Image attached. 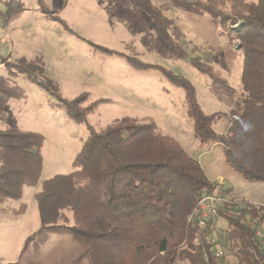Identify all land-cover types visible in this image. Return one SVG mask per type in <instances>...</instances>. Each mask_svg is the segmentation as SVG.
<instances>
[{
	"label": "trees",
	"instance_id": "obj_1",
	"mask_svg": "<svg viewBox=\"0 0 264 264\" xmlns=\"http://www.w3.org/2000/svg\"><path fill=\"white\" fill-rule=\"evenodd\" d=\"M36 1L43 14L65 26L42 0ZM171 1L207 14L219 22L220 36L231 43L239 42L237 50L244 56L242 91L227 118L228 131H215L219 116L203 112L190 81L163 67H153L184 90L187 113L199 143L222 145L225 161L234 171L245 180L264 184V0ZM67 2L63 0V7ZM135 2L153 19L157 32L184 56L168 34L171 22L161 9L152 0ZM24 10L22 3H6V11H0L1 22L7 24ZM236 24H240L238 29H229ZM123 57L136 68H152ZM0 63L7 72L0 77V120L8 119L11 100L26 99V91L16 81L21 76L59 95L58 84L45 76L44 66L24 58L14 63L0 57ZM192 63L203 70L195 60ZM88 99V93L72 100L59 96V105L72 121L84 125L98 104L86 105ZM88 129L72 171L44 181L36 194L41 231L69 232L86 248L91 264H206L204 251L210 257L209 264H224L226 258H234L235 264H257L258 244L246 221L264 222V205L244 197L231 199L219 213L227 222L226 229L218 230L217 220L202 228L190 222V217L199 199L214 190V183L199 161L175 139L161 133L154 120L124 117L101 130ZM44 144L40 133L0 127V205L20 201L25 187L38 186ZM25 209L23 205L19 212ZM212 236L224 249L223 259L213 255L209 243Z\"/></svg>",
	"mask_w": 264,
	"mask_h": 264
},
{
	"label": "rangeland",
	"instance_id": "obj_2",
	"mask_svg": "<svg viewBox=\"0 0 264 264\" xmlns=\"http://www.w3.org/2000/svg\"><path fill=\"white\" fill-rule=\"evenodd\" d=\"M10 1L0 0V11H6V3ZM13 1L22 3L25 10L10 21V27L0 25V54L14 63L24 58L44 66L45 76L60 89L57 95L24 76L19 77L16 81L26 91V99L11 100L7 107L8 119L0 120L3 128H20L44 136L45 168L41 183L56 174L67 175L72 171L76 153L89 135L88 126L101 130L124 117H150L161 133L183 143L185 151L201 163L211 181L222 177L232 196H243L255 205L264 203V184L245 180L234 171L225 161L222 145H202L194 137L185 92L180 86L172 84L160 70L129 74L132 69L124 59L109 56L95 47L126 53L190 81L198 90L204 112L218 114L215 131L225 134L229 127L227 118L242 91L244 56L242 51H236L234 45L238 41L231 43L218 35L219 22L195 8L182 7L170 0H152L171 22L168 34L184 53L179 56L156 33L152 18L142 11L141 17H137L126 8V2L69 0L63 7L62 0H42L65 23L63 26L43 14L36 0ZM192 60L203 66V70ZM6 75V68L0 63V77ZM38 78L42 81L40 75ZM125 80L136 81L138 87L147 86V90L128 97L122 89ZM83 93L90 94L86 105L97 101L98 104L96 111L88 116V123L79 125L60 107L59 96L72 100ZM40 189L26 188L21 201H10L16 208L25 204L26 217L0 219V264L41 262L43 254L56 250L54 243L52 250L44 249L48 243L44 237L47 231L23 234L26 220H39L35 194ZM226 226V221H219V229L224 230ZM81 250L80 263L91 264L86 248Z\"/></svg>",
	"mask_w": 264,
	"mask_h": 264
},
{
	"label": "crops",
	"instance_id": "obj_3",
	"mask_svg": "<svg viewBox=\"0 0 264 264\" xmlns=\"http://www.w3.org/2000/svg\"><path fill=\"white\" fill-rule=\"evenodd\" d=\"M63 1V0H62ZM69 1V0H68ZM117 1H119V2H126V8H128V9H130L131 10V12H134L135 13V15L137 16V17H141V9L139 8V6L137 5V3L135 2V0H117ZM171 1V0H170ZM154 4V3H153ZM157 7V6H156ZM49 9V8H48ZM63 9V8H62ZM123 10H125V8H123ZM23 12V11H22ZM22 12H20V13H22ZM51 12V11H50ZM142 12H144V11H142ZM20 13H18V14H20ZM145 13V12H144ZM18 14H16V15H14L9 21H8V23L7 24H5V25H3V27H5V28H8V27H10V21L15 17V16H17ZM146 14V13H145ZM148 15V14H147ZM149 16V15H148ZM49 17V16H48ZM49 19H51L50 17H49ZM152 21H153V19H152ZM215 22H218V21H216L215 20ZM153 24H154V21L152 22ZM1 24H3L2 22H0V25ZM148 24V23H147ZM219 24V23H218ZM145 27V26H144ZM154 28H155V31H156V33L161 37V38H163L158 32H157V30H156V27H155V24H154ZM145 30V28H143V30L142 31H144ZM220 31V30H219ZM218 35H220L219 33H218ZM220 37H222V36H220ZM222 38H226V37H222ZM164 39V38H163ZM228 39V38H227ZM165 40V39H164ZM229 40V39H228ZM166 41V40H165ZM168 45H170V44H168ZM235 46V45H234ZM104 48V47H103ZM106 49V48H105ZM175 49V48H174ZM235 49V48H234ZM108 50V49H107ZM176 50V49H175ZM110 51H112V52H114L115 54H109V53H106V52H104L105 54H107V55H109V56H117V57H119V58H121V59H124L127 63H126V65L128 66V68L129 69H132L131 71L132 72H130L129 74H132V73H137L138 75H140V73L141 72H145L146 70H158L157 68H155V67H153V66H159V65H154V64H151V63H144V64H147V65H149V66H151L152 68H136V67H134V66H132L128 61H127V59L125 58V57H123V55L124 56H127V57H129V58H135V57H132V56H129V55H127L126 53H122V52H119V51H116V50H110ZM236 51H237V49H236ZM103 52V51H102ZM116 53H119L120 55H117ZM180 56V55H179ZM0 57H2V58H5L6 60H8V61H10L11 62V60H10V58L8 57L7 58V56H4V55H2V54H0ZM135 59H137V58H135ZM139 60V59H138ZM140 61V60H139ZM140 62H142V61H140ZM122 63V62H121ZM124 64V63H123ZM122 65V64H121ZM160 67H162V66H160ZM171 82V81H170ZM172 84H174V83H172ZM175 85V84H174ZM193 85V84H192ZM195 88V87H194ZM122 89H123V91H124V93H126L127 94V96L128 97H130L131 96V93H137L138 91H142V90H144V91H146L147 90V86H142V85H140L139 87L137 86V82L136 81H133V80H129V81H124V87H122ZM167 91V90H166ZM195 91H196V95H197V99H198V101H199V104H200V106H201V108H202V110H203V112H204V109H203V107H202V104L200 103V100H199V95H198V90L195 88ZM125 94V95H126ZM89 97H90V94H89ZM10 103V102H9ZM185 103H186V101H185ZM9 105V104H8ZM186 108H187V105H186ZM235 108V107H234ZM233 108V109H234ZM232 109V110H233ZM231 110V111H232ZM205 113V112H204ZM231 113V112H230ZM206 114V113H205ZM215 114V113H214ZM208 115H210V114H208ZM133 118H136V117H133ZM145 118H150V117H145ZM140 119H142V118H140ZM227 121H228V119H227ZM1 127V126H0ZM1 128H3V127H1ZM3 129H5V128H3ZM20 129V128H19ZM22 130H25V129H22ZM193 130V129H192ZM26 131H29V130H26ZM219 134V133H218ZM193 135H194V133H193ZM168 136H170V135H168ZM170 137H172V136H170ZM195 137V136H194ZM173 139H175L183 148H184V145H183V143L180 141V140H178V139H176V138H174V137H172ZM46 141V140H45ZM83 144V143H82ZM215 145H219L218 143H215V144H212V146H215ZM82 147V146H81ZM80 150V149H79ZM79 152V151H78ZM77 152V153H78ZM187 152V151H186ZM77 153H76V155H77ZM200 163V162H199ZM200 165H201V163H200ZM201 167H202V165H201ZM44 168H45V166H43V171H44ZM203 168V167H202ZM204 170V169H203ZM205 172V171H204ZM205 174H206V172H205ZM57 175V174H56ZM55 175V176H56ZM206 176H207V174H206ZM54 177V176H53ZM52 178V177H51ZM207 178H208V176H207ZM209 179V178H208ZM210 180V179H209ZM224 180V181H223ZM211 181V180H210ZM212 183H217V184H220V185H222V188H223V190L224 191H227V195L228 196H231L232 198H242L243 196H240V197H236V196H232V191H231V189H230V187H228V185L225 183V179H223L222 177H217V180L216 181H211ZM43 183V182H42ZM42 183H41V180H40V183L38 184V186H36V187H34V188H38V187H40L41 189H42ZM26 188H29V187H25L24 188V192H23V197H24V194H25V190H26ZM41 189H40V191H41ZM40 191H37V193L38 192H40ZM36 193V194H37ZM36 194H35V197H36ZM23 197H22V199H23ZM21 199V200H22ZM20 200V201H21ZM261 205H264V203H260ZM23 205H25V204H22V205H20V207L19 208H16V207H14L12 204H11V202L10 201H8V202H6V203H4V204H1L0 205V219H4L5 218V216L6 217H16V219L18 220V218H24V217H26L27 216V214H28V207L25 205V207H26V209H25V211H23V212H19L21 209H22V206ZM37 207H38V205H37ZM70 218L72 219V217L70 216ZM38 219L39 220H32L31 222L29 221V220H26L25 221V224H23V230H24V235H27V234H32V233H34V232H37V231H40V233L41 234H43V233H46V232H41V224H40V216H39V209H38ZM222 219L221 218H219V219H217V221H216V223H215V225H216V227H217V229L218 230H222V229H219L218 228V223H219V221H221ZM9 223L10 224H12V226H14V222H10L9 221ZM227 227V226H226ZM226 227H225V229H226ZM40 229V230H39ZM48 233L47 234H45V239L46 240H48V243H47V245H45L44 246V249H47V248H50L51 250H52V244L54 243V244H56V250H54L53 252H51V253H49V254H43L44 255V260L43 261H41V262H37V263H33V264H71V263H73V262H79L80 263V261H79V257L81 256V254L83 253L82 251L83 250H81V249H83V245H81L74 237H73V235L72 234H70L69 232H67V231H65V230H61V229H56V230H52V231H47ZM79 247H82V248H79ZM85 248V247H84ZM236 263V260L234 259V258H226V260H225V262H224V264H235ZM19 264V263H18ZM81 264V263H80Z\"/></svg>",
	"mask_w": 264,
	"mask_h": 264
},
{
	"label": "built area",
	"instance_id": "obj_4",
	"mask_svg": "<svg viewBox=\"0 0 264 264\" xmlns=\"http://www.w3.org/2000/svg\"><path fill=\"white\" fill-rule=\"evenodd\" d=\"M240 24L231 25L232 29H238ZM237 44V43H236ZM239 44L235 45L238 49ZM223 190L222 185L214 184V190L201 197L196 205L194 212L190 217V222L198 224L202 228H206L219 218V213L223 204L230 201ZM248 227L252 228L254 238L258 244V253H255L257 264H264V223L257 219H249L246 221ZM209 243L212 244L213 255L218 259L224 258V249L217 238L211 237ZM203 259L206 264L210 263L209 255L204 251Z\"/></svg>",
	"mask_w": 264,
	"mask_h": 264
}]
</instances>
